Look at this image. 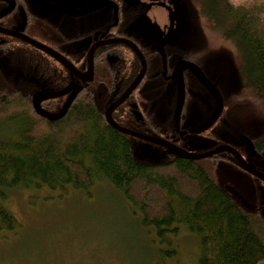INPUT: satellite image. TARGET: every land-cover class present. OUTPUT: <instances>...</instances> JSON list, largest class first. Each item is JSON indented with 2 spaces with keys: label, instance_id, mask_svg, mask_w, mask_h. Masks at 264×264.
Returning a JSON list of instances; mask_svg holds the SVG:
<instances>
[{
  "label": "trees",
  "instance_id": "trees-1",
  "mask_svg": "<svg viewBox=\"0 0 264 264\" xmlns=\"http://www.w3.org/2000/svg\"><path fill=\"white\" fill-rule=\"evenodd\" d=\"M186 1L189 25L198 38L212 52L224 48L233 55L228 120L219 127L226 130L230 144L244 141L240 153L264 171V5L245 8L228 0ZM13 2L10 7L7 0H0V6H7L0 17H14L21 7L29 24L34 15L25 0ZM114 6H128L124 13L128 21L141 11L132 0L92 4L101 9ZM98 15L101 23L114 21L108 12ZM217 38L222 40L219 44ZM12 41L0 44V232L20 226L2 203L13 189L47 188L64 194L71 188L90 197L91 188L105 180L138 216L139 227L158 236L159 244L166 232L172 234L176 224H182L198 239L200 264H264V182L227 153L202 159L139 158L131 141L105 122L95 81L77 92L61 118L41 116L32 104L36 92L29 68L31 46ZM201 49L199 57L208 54ZM95 57L96 67L105 61ZM226 185L241 195L249 191L247 198L243 196L253 208L245 207ZM162 251L165 257L174 254Z\"/></svg>",
  "mask_w": 264,
  "mask_h": 264
},
{
  "label": "flooded vegetation",
  "instance_id": "flooded-vegetation-1",
  "mask_svg": "<svg viewBox=\"0 0 264 264\" xmlns=\"http://www.w3.org/2000/svg\"><path fill=\"white\" fill-rule=\"evenodd\" d=\"M7 1L12 7L14 2L11 6L10 0ZM151 1H159L168 18L164 33L152 46L140 45L138 40L127 31L129 25L143 11L144 8L141 4L143 0H132L133 5L141 6V11L130 21L124 17L128 6L121 9H117L115 6L112 9L92 7V4H96V0H89L87 7L78 6L73 10L71 9L69 13L59 10L54 19L48 13L50 9L44 10L39 5L36 6L39 0L38 2L37 0H25V4L28 5V9L34 15L29 24L21 16L23 13L21 7L17 8L14 17L12 14L0 17L1 28L12 31L19 30L57 51L72 64L83 78L86 77L84 74L89 71V51L95 46L92 51L93 76L90 81L82 80L57 59L17 36L0 32V44L13 40L12 42H25L31 46L29 68L32 74L31 84L34 86V92H36L34 97L43 93L60 92L68 89L61 95L47 98L41 102L42 108L49 112H58L76 88H79V92L95 81L99 99L98 109L105 122L111 126L105 117V113L111 105L116 104L110 113L113 123L117 127L137 135L111 127L131 141L136 155L138 157L141 155L139 158L146 159L140 151L139 143H146L147 148L161 155L160 158L173 155L183 157L174 151L177 149L189 153H204L227 144L246 160L245 156L240 153L244 141L235 140L230 144L231 141L226 138V130H221L219 127L221 124L224 126L228 120L229 65L225 59L226 54L219 56L218 53L208 49V45L203 39L198 38L197 31L193 32L191 26L187 39L170 41L172 28L170 35L164 40L169 26L167 7L171 8V6L166 0ZM43 4L49 7L50 3L44 2ZM6 7L5 5L0 6V16L6 13L4 11ZM103 12L112 15L114 21L99 22L98 17L100 15L98 13ZM12 19L14 22L10 23L8 20ZM62 19H66V22ZM27 30H30V33H27ZM114 39L132 42L137 46L145 62L142 78L123 99L121 97L141 72L143 64L132 47L125 42L111 41ZM200 47L202 48L201 51L208 52L204 57L198 55ZM222 52H226L224 48ZM95 54H97V59L105 60L98 67L95 66L94 62ZM75 62H82V64L79 67ZM182 62L195 65L219 94L221 108L213 120L211 118L217 108L213 92L196 76L191 68L187 67L188 65L185 64L186 67H183L184 63ZM179 75L180 81H182L180 106L178 105ZM161 96H165L166 103L157 105ZM210 119L212 120L211 123L207 127H203ZM138 135L155 139L160 144ZM222 153L231 155L225 151L216 154ZM248 163L260 169L255 164Z\"/></svg>",
  "mask_w": 264,
  "mask_h": 264
},
{
  "label": "rangeland",
  "instance_id": "rangeland-1",
  "mask_svg": "<svg viewBox=\"0 0 264 264\" xmlns=\"http://www.w3.org/2000/svg\"><path fill=\"white\" fill-rule=\"evenodd\" d=\"M88 1L37 0L36 6L50 9L48 13L54 19L57 11L69 13L78 6L87 7ZM166 1L174 13L170 41L187 39L191 31L187 1ZM44 2L50 3L49 7ZM228 2L245 8L264 5V0ZM141 4L143 11L127 31L140 45L152 46L167 27V14L159 1L143 0ZM216 40L215 43L222 41ZM224 50L225 53H215L226 54L229 65L233 55ZM164 103L165 96H161L157 105ZM145 144L139 143L145 158L160 159L161 155ZM255 166L262 169L260 165ZM241 183L248 184L247 181ZM91 192L88 197L83 191L71 188L64 194L47 188L13 189L2 203L20 226L13 231L0 232V264H200L198 239L184 225L176 224V231L166 232L163 243L159 244L152 230L139 227L138 216L111 184L98 181ZM247 193L243 192L246 198ZM162 249L174 250V254L165 257Z\"/></svg>",
  "mask_w": 264,
  "mask_h": 264
},
{
  "label": "water",
  "instance_id": "water-1",
  "mask_svg": "<svg viewBox=\"0 0 264 264\" xmlns=\"http://www.w3.org/2000/svg\"><path fill=\"white\" fill-rule=\"evenodd\" d=\"M12 4H13V0H10V5L12 6ZM167 10L169 12L168 13L169 26H168L167 32L165 34L164 40L167 39V37L170 35V33L172 31V28H173V12H172L170 7H167ZM0 32H3L5 34H10V35L17 36V37L21 38L22 40H24V41L36 46L37 48H40L42 51L48 53L49 55H51L52 57L57 59L60 63L65 65L67 68H69L72 72L75 73V75L80 77L82 80L90 81L92 79V76H93V55H92V51L95 48V46H93L91 48V50L89 51V54H88L89 71L84 74V75H86V77L83 78L80 74H78V72L75 70V68L72 66V64L69 61H67L66 58L63 55H61L57 51L51 49L50 47L38 42L37 40H35V39L31 38L30 36L20 32L19 30L18 31H12V30H8V29H4V28L0 27ZM111 41H121V42L127 43L130 47L133 48V50L139 56V58H140V60L142 61V64H143V68H142L141 72L136 76V78H135L134 82L132 83V85H130L128 90L121 97V99H123L126 95H128V93L130 91H132V89L134 87H136V85L139 83L140 79L142 78V75H143L144 69H145V62H144V58H143L142 54L139 52L137 46H135L132 42H130L128 40H123V39H114V40H111ZM163 41H162V43H163ZM101 43H104V42H101ZM160 45H162V44H160ZM182 63H184V62H182ZM185 64L188 65L187 67L191 68L193 70V72L196 74V76L213 92V95H214L216 103H217V108H216V110H215V112L213 114V117L211 118L213 120L216 117V115L218 114L219 109L221 108V98H220L219 94L217 93V91L212 87V85L207 81V79L203 76L201 71L195 65L184 63L183 67H186ZM181 84H182V81H180V75H179L178 76V86H179V88H178L179 89L178 105L179 106L181 104V99H182L181 98L182 97V85ZM78 90H79V88H76L69 95V97L63 103L61 109L58 112L53 113V112H49V111L43 109L42 106H41V102L43 100L47 99V98H51V97H55V96L61 95V94L65 93L66 91H68V89L65 90V91H60V92L43 93V94H40V95H37V96L33 97V99H32L33 107L35 108V110H36V112L38 114H40L41 116H43L45 118L52 119V120L59 119L63 115H65V113L67 112V110H68L71 102L73 101L74 97L76 96ZM115 105L116 104L111 105L106 110L105 117H106L108 123L112 127L116 128V129H118L120 131H124V132H128V133L134 134L132 132H129V131H126L124 129H121V128L117 127L113 123V121L111 119V116H110V113H111V110L113 109V107H115ZM211 119L203 127H207L211 123V121H212ZM134 135H137V134H134ZM138 136L141 137V138L147 139V140H149L151 142H154L156 144H160L159 141H157L155 139H152L150 137H143L142 135H138ZM174 151L177 154L183 156L184 158H189V159H202V158L210 157L211 155L216 154V153H220V152H224V151L228 152L231 155H233V157L236 159L237 163L242 167L243 170H245L246 172L250 173L252 176H254L257 179H259L262 182H264V171H262L260 169H257L255 167H253L252 165H250L245 159H243V157L234 148H232L231 146H229L227 144L220 145V146L214 148L213 150L208 151V152H204V153H189V152H186V151H184L182 149H177V150H174ZM139 157H141V155H139ZM225 187L230 193L235 195L245 207L250 208V209L253 208V205L250 204L248 202V200L243 195H241L236 189H234L230 185H226ZM262 194H263V192H262Z\"/></svg>",
  "mask_w": 264,
  "mask_h": 264
}]
</instances>
